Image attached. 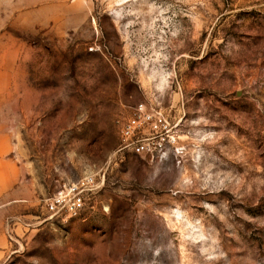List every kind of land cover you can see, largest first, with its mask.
Listing matches in <instances>:
<instances>
[{"label": "rangeland", "instance_id": "374dc122", "mask_svg": "<svg viewBox=\"0 0 264 264\" xmlns=\"http://www.w3.org/2000/svg\"><path fill=\"white\" fill-rule=\"evenodd\" d=\"M142 101L164 159L122 148ZM0 264H264V0H0Z\"/></svg>", "mask_w": 264, "mask_h": 264}, {"label": "built area", "instance_id": "2783aa9c", "mask_svg": "<svg viewBox=\"0 0 264 264\" xmlns=\"http://www.w3.org/2000/svg\"><path fill=\"white\" fill-rule=\"evenodd\" d=\"M170 128L171 123L161 107L139 102L131 108L121 126L122 148L164 159L169 153L168 143L175 142V135L168 134ZM96 188L95 176H84L77 182L63 184L46 204L56 215L78 218L85 209L86 196Z\"/></svg>", "mask_w": 264, "mask_h": 264}]
</instances>
